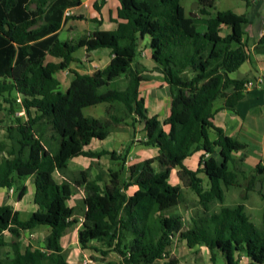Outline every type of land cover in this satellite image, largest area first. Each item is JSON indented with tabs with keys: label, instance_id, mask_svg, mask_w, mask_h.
I'll return each instance as SVG.
<instances>
[{
	"label": "trees",
	"instance_id": "16d2710c",
	"mask_svg": "<svg viewBox=\"0 0 264 264\" xmlns=\"http://www.w3.org/2000/svg\"><path fill=\"white\" fill-rule=\"evenodd\" d=\"M242 1L249 7L250 0ZM180 2L118 0L120 22L114 31L61 41L63 23L81 19L65 16L81 0H0V112L9 119L0 138V189L15 188L20 201L27 193L24 181L32 178L37 206L35 212L22 213L0 205V264H67L60 240L80 219L82 250L118 256L105 264H178L169 254L176 240L188 249L205 247L211 264H240L244 259L264 264V209L258 230L243 204L222 206V186H238L243 175L231 154L245 145L212 123L216 102L235 110L244 97L247 81L230 75L249 59L243 41L247 19L230 10L213 14L215 0H196L199 9L186 17ZM223 27L226 35L221 34ZM144 39L153 71L161 75L171 98L163 122L147 117L139 96L140 83L152 79L135 62ZM81 49L109 50L110 62L91 73L72 71L74 55ZM253 51L264 56V33ZM47 56L59 61L46 62ZM61 71L74 75L65 92L55 78ZM100 104L107 105L104 117L83 115L84 109ZM137 123L144 133L139 145L156 149L157 156L124 172L126 152L85 150L93 139L104 140L123 125L135 129ZM210 130L216 134L214 141L209 140ZM216 148L220 162L213 157ZM199 151L203 154L198 168L189 170L184 160ZM103 156L116 166L107 183L100 176L90 180L87 171L72 176L69 183L53 179V173L73 158ZM173 169L200 207L186 228L175 213L183 201L182 187L168 182ZM259 170L264 173L260 165ZM255 183L254 175L247 190ZM130 187L137 189L127 195ZM78 190L83 197L69 207ZM258 194L264 200V194ZM215 203L220 205L216 212ZM39 227L48 229L39 245L22 241L24 232Z\"/></svg>",
	"mask_w": 264,
	"mask_h": 264
},
{
	"label": "crops",
	"instance_id": "0c3cea01",
	"mask_svg": "<svg viewBox=\"0 0 264 264\" xmlns=\"http://www.w3.org/2000/svg\"><path fill=\"white\" fill-rule=\"evenodd\" d=\"M240 1L246 7L245 2H243L242 0ZM95 4L99 7V11L95 10ZM118 7V0H81V5L79 7L67 11V13L69 14L68 17L74 16L80 17L81 19H67L63 23L59 31V39L61 41L77 40L81 36L88 35L94 31H114L117 27V23L120 22V20L117 18ZM249 8L251 9L250 14H242L245 15L247 19V24L244 27L243 41L247 46L249 59L236 72L232 73L230 77L236 80H246L247 82H253L251 78H254L255 82L258 79L262 78L260 76V72H264V56L256 54L253 51L257 41L264 33V0H250ZM96 21H99L100 23H96ZM227 33L228 29L226 27H223L221 34L226 35ZM146 42L147 40L144 39L141 42L140 47L142 51L140 52V54L143 53L146 56L144 60L145 62L139 63L147 71L144 74L151 75L152 79L150 81H144L140 83L139 96L143 98L144 106L146 102L150 106L149 113L145 108L147 117L156 116L157 118H159V120H161V122H163L169 115L171 98L167 85L158 79L159 76L161 77V75L158 72L157 74L155 71H153L155 65L151 61L150 50L146 46ZM103 50L105 51L98 52L99 50H96L90 53H86L85 50H83L85 52L84 60L76 58L77 62L73 63L70 66V70L80 73H91L96 69H102L106 67L110 62L111 54L109 50ZM58 61L59 60L54 59L50 56L46 57V62L57 63ZM150 71L151 73H149ZM253 74H256V77H253ZM235 75H240L241 78H237ZM60 77H62V79H60ZM55 78L59 81L60 89L63 90L62 92H65L70 82L74 79V75L71 73V71H61L55 74ZM251 89L245 91L244 97L237 104L235 110L226 109L224 107L223 101L216 102L214 104L215 115L212 119L213 125L222 129L226 136L234 138L245 145V148L243 150L233 152L231 154V158L243 173V175H239L238 182L242 181L246 183V186H248L249 181L252 180V176L246 177L248 172L250 174L252 172L255 173L258 165L264 168V97H258L257 95L259 94H255V96L251 95ZM144 94L146 96V99ZM89 108H93L94 112L92 111V113L88 115L83 114L84 116L102 118L105 116L107 105L100 104ZM242 109L245 111L244 115V111H242ZM165 129H167V127H165ZM139 131H141V133ZM139 134L142 135V139L139 138ZM208 137L210 141H214L216 139L215 132L213 130H210L208 132ZM141 140H144L142 124L137 123L135 125V129H133L131 126L123 125L119 130L110 133L104 140L100 141L93 139L85 148V150L94 153L116 152L120 155H124V153L126 152L127 154L125 157V168H127L133 164L157 156L158 152L156 149L151 150L150 148L144 147L146 150H136V147L143 148V146H140L138 143ZM218 151L219 149L216 148L213 157L218 162H220ZM202 154L203 151L194 153L192 156L184 160V165L189 170L195 171L198 168L200 156ZM103 158L108 159V157L106 156L101 157L99 160L89 159L86 157L73 158L68 161L67 166L64 169L57 170L53 173V179L57 184L69 183L72 176L76 175L80 171H87L89 179L94 180L97 174L95 172L93 173L92 171L94 168L93 163H101L103 161ZM80 163L82 164V166H80ZM260 171L258 175H256V183H260L259 191L264 194V173L262 170ZM177 172V169H173L171 171L168 182L171 185H180L183 191L184 186L179 181ZM260 174L262 175L260 176ZM199 176L203 179V181L205 180L203 175ZM57 177L59 179H57ZM23 184L27 188V193L20 201H17L16 198L14 200L12 196L15 188H12V193H9V190L6 188H1L0 205H9L14 210L22 213L35 212L37 210V206L33 203V179L28 178L24 181ZM136 189V187H130L127 190V195H131ZM80 194L81 196L79 195V193L73 195L71 197V200L67 202V205L69 207L75 206V202L83 197V193L80 192ZM69 202H72V204L69 205ZM80 228L81 219L80 222L72 228L74 229V233H71V236L66 233V235L63 236L60 240L61 246L65 251L67 249H71V246H68V242H70V240H75L72 245H77L75 249L73 248L72 250H70V253L67 257V264H78V254L80 252H84L78 242V231L80 230ZM39 231L44 232L43 238L48 233V229L39 227L34 230L24 232L22 234V238L26 236L33 237L34 234L38 233ZM4 235L6 240H9L11 238L7 232H5ZM106 262L107 260L100 262V264H105ZM241 263L247 264L248 261L244 259L241 261Z\"/></svg>",
	"mask_w": 264,
	"mask_h": 264
},
{
	"label": "rangeland",
	"instance_id": "374dc122",
	"mask_svg": "<svg viewBox=\"0 0 264 264\" xmlns=\"http://www.w3.org/2000/svg\"><path fill=\"white\" fill-rule=\"evenodd\" d=\"M180 4L184 8L186 17H190L192 12H197V10L199 9V6H198L196 0H181ZM196 4H197V6H196ZM195 6H196V8L194 9ZM228 10L233 11L237 14H241V15L242 14L248 15L251 12V9L249 7H245L241 3L240 0H216V3L214 5V9H212V13L214 14L217 11H228ZM70 36H71V34H70ZM103 51H105V50H99L98 52H103ZM74 56H75V58H78L80 60H84L85 52L83 50H79L75 53ZM145 58H146V56L143 53L142 54L139 53L136 55L135 62L136 61H138L140 63L145 62L144 61ZM260 73H261L260 76L262 77L261 79L263 80L264 72H260ZM65 76H67V75H65ZM235 76L237 78L238 77L241 78L240 75H235ZM253 77H256V74H253ZM60 79H62V77H60ZM158 79L161 81L160 76ZM251 79H252L253 83L255 84L256 88L251 89L250 94L253 96H255V94H259V95H257L258 97L259 96L264 97V83H261V84L257 83L256 84V82H254V78H251ZM61 91H63V90H61ZM101 91H103V89H101ZM144 96H145V94H144ZM145 99H146V96H145ZM246 106H247V104H246ZM145 108H146L147 112L149 113L150 112V106L148 105L147 102L145 103ZM93 110H94L93 108L85 109L83 111V114L84 115L91 114ZM242 111H244V110L242 109ZM20 113L21 112H18L17 114L19 115ZM244 114H245V111L243 112V115ZM157 119L159 120V118H157ZM159 121L161 122V120H159ZM8 123H9V119H8L6 113L0 112V138H2V136L4 135V129L3 128ZM139 132L141 133V131H139ZM141 136L142 135L139 134V138H141ZM150 149L152 150L153 148H150ZM136 150H146V149L144 147L143 148L136 147ZM80 166H82L81 163H80ZM233 167L234 166L231 164V168H233ZM115 169H116L115 162H112V161L108 160L107 158H103V161L101 163H97V166H94L92 171H93V173L95 172L97 174L96 176H100L102 178V180H103L102 183L103 182L107 183L108 179H109V171L115 170ZM125 171H126V168H124V172ZM259 171L258 172L255 171V173L252 172L251 174L248 172L246 177L247 176L248 177L254 176V175L256 176V175H258ZM261 175L262 174H260V176ZM57 179H59V178L57 177ZM205 185H206V183L204 182L203 186L205 187ZM256 186H257V183L255 184L253 190H247L246 183H244L242 181L239 182L238 186L228 187V188H225L224 186H222V190H223L222 206L226 207V208L233 209L237 205L243 204L245 206V211H246V214H247L249 220L252 222L254 227L259 230V229H261V226H262V214H263V209H264V200L258 194L259 191H256V189H255ZM183 189H184L182 191L183 201H182L181 205H179V207H177L175 209V213L179 214L183 218L184 228H186L189 225L190 217L193 216L194 213L196 212V210H198L200 207L198 206V199H197L196 195L190 189H188L186 186H184ZM80 192H82V191L81 190L77 191V193H79V195L81 196ZM12 196L15 200L16 190H14V193ZM243 197H245V199H243ZM68 204L71 205L72 202H69ZM219 207H220V205L218 203H215L212 206V211H218ZM67 233L71 236L74 233V229L69 230ZM43 236H44V232L39 231L38 233L34 234L33 237H29V236L23 237L22 241L24 243L30 242L33 245H39L43 239ZM74 241L75 240H70V242H68V246L69 247L71 246L70 247L71 249L66 250L67 257L70 253V250H72L73 248L75 249V247L77 246V245H72V243H74ZM169 254H170V257H172L178 261V264H211L209 261V253L205 248L196 247L195 249H188L183 242H180L178 240L174 241L173 245L169 248ZM83 255H85V256H83ZM118 259L119 258L115 253H110L108 256L102 257L100 255V253L92 251V250H88V249H85L84 252H80L78 254V264H83L84 260L88 261L87 264H100V262H102V261H106V260L107 261H110V260L117 261ZM241 264H243V263H241Z\"/></svg>",
	"mask_w": 264,
	"mask_h": 264
},
{
	"label": "built area",
	"instance_id": "2783aa9c",
	"mask_svg": "<svg viewBox=\"0 0 264 264\" xmlns=\"http://www.w3.org/2000/svg\"><path fill=\"white\" fill-rule=\"evenodd\" d=\"M69 14L66 12V16H68ZM256 82V84L258 83V84H261V83H263V80L260 78V79H258L257 81H255ZM253 87H255V84L253 83V82H247L246 84H245V90H248V89H251V88H253ZM9 193H12V189H10L9 190ZM87 260H84L83 261V264H87Z\"/></svg>",
	"mask_w": 264,
	"mask_h": 264
},
{
	"label": "water",
	"instance_id": "95a60500",
	"mask_svg": "<svg viewBox=\"0 0 264 264\" xmlns=\"http://www.w3.org/2000/svg\"><path fill=\"white\" fill-rule=\"evenodd\" d=\"M196 6H197V4H196ZM196 6L194 7V9L196 8ZM263 83H264V79H263ZM260 173H261V171H260ZM255 189H256V191L260 190V183L259 182H257V186Z\"/></svg>",
	"mask_w": 264,
	"mask_h": 264
}]
</instances>
